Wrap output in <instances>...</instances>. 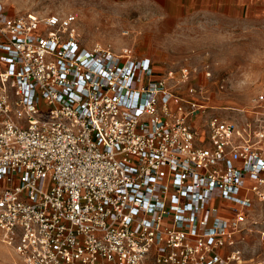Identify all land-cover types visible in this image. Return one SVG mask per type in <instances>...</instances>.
<instances>
[{
	"label": "built area",
	"instance_id": "obj_1",
	"mask_svg": "<svg viewBox=\"0 0 264 264\" xmlns=\"http://www.w3.org/2000/svg\"><path fill=\"white\" fill-rule=\"evenodd\" d=\"M76 27L0 0V241L14 264H245L264 87L254 126L239 125L178 93L173 70L87 47Z\"/></svg>",
	"mask_w": 264,
	"mask_h": 264
},
{
	"label": "rangeland",
	"instance_id": "obj_2",
	"mask_svg": "<svg viewBox=\"0 0 264 264\" xmlns=\"http://www.w3.org/2000/svg\"><path fill=\"white\" fill-rule=\"evenodd\" d=\"M2 1L10 14L74 13L83 45L100 44L115 51L129 48L148 56L157 74L173 70V85L182 96L194 97L209 107L208 112L226 120L239 125L249 121L254 126V100L264 87V12L231 18L171 0ZM185 67L189 69L186 81L181 76ZM228 105L244 106L248 112L222 108ZM262 231L264 203L257 204L248 217L241 244L245 264L262 262ZM0 249L5 252L0 253V264L17 261L15 252L1 241Z\"/></svg>",
	"mask_w": 264,
	"mask_h": 264
},
{
	"label": "crops",
	"instance_id": "obj_3",
	"mask_svg": "<svg viewBox=\"0 0 264 264\" xmlns=\"http://www.w3.org/2000/svg\"><path fill=\"white\" fill-rule=\"evenodd\" d=\"M171 2L220 12L231 18H247L254 13L264 12V0H171ZM262 203L264 202H257L255 206Z\"/></svg>",
	"mask_w": 264,
	"mask_h": 264
},
{
	"label": "bare ground",
	"instance_id": "obj_4",
	"mask_svg": "<svg viewBox=\"0 0 264 264\" xmlns=\"http://www.w3.org/2000/svg\"><path fill=\"white\" fill-rule=\"evenodd\" d=\"M222 108L232 109V110H236V111H239V112H248V110L244 106H240V105H228V106H225V107H222ZM3 249H0V253L4 254L5 252L3 251Z\"/></svg>",
	"mask_w": 264,
	"mask_h": 264
}]
</instances>
